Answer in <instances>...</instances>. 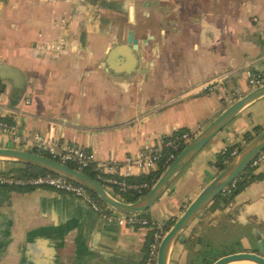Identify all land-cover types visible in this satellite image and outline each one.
<instances>
[{"label":"crops","instance_id":"obj_1","mask_svg":"<svg viewBox=\"0 0 264 264\" xmlns=\"http://www.w3.org/2000/svg\"><path fill=\"white\" fill-rule=\"evenodd\" d=\"M247 69L264 70V0H0V118L97 161H123L179 131L198 134L247 92ZM262 101L194 157L148 216L175 223L220 172L218 154L264 123ZM0 147L27 149L2 133ZM16 166L0 158V171ZM210 228L238 242L236 252L264 255V177L203 211L168 264H191L186 241L210 237ZM150 241V229L106 221L73 195L0 186V264H144Z\"/></svg>","mask_w":264,"mask_h":264},{"label":"built area","instance_id":"obj_2","mask_svg":"<svg viewBox=\"0 0 264 264\" xmlns=\"http://www.w3.org/2000/svg\"><path fill=\"white\" fill-rule=\"evenodd\" d=\"M222 82L223 78H218L209 84H205L203 89H213ZM247 85L249 91L263 86L264 70L254 71L253 69H247ZM1 133L10 136L13 142L25 144L27 147L25 150L51 157L66 164L74 163L77 166L76 169L80 171L95 165V169L98 172V181L117 185L121 191H135L139 195H144L146 190H149L155 183H137L133 182L132 179L157 170L162 160H164V165L167 168L181 151L182 144H188L196 135L190 131H184L183 133L167 137L158 144H145L138 152L127 156L123 161L112 159L97 161L93 151L81 146L63 144L41 134H37L32 138L21 135L17 123L3 118H0ZM241 141L243 142L242 146L248 144L247 139L243 137ZM28 147L31 149L29 150ZM239 152V148L232 150L225 159L224 164L228 165ZM263 165L264 151L254 159L251 166L257 169ZM235 182L236 180L225 188L223 192L230 191L231 186H234ZM6 185L52 188L81 199L106 221L116 222L124 227L150 229L151 241L144 264H157L160 245L168 231L163 222L157 221L150 216H142L140 212L127 214L105 203H100L86 187L57 174H38L28 177L0 174V186ZM186 208L187 206H185Z\"/></svg>","mask_w":264,"mask_h":264},{"label":"water","instance_id":"obj_3","mask_svg":"<svg viewBox=\"0 0 264 264\" xmlns=\"http://www.w3.org/2000/svg\"><path fill=\"white\" fill-rule=\"evenodd\" d=\"M130 41L133 42L134 45L137 43L132 33H130ZM262 97H264V85L246 92L228 105L216 118L188 142L149 191L134 202L120 200L100 181L86 172L80 171L69 164L57 161L45 155L15 147H0V158L11 160L16 163L33 165L66 177L86 187L97 195L103 203L120 212L127 214L145 212L160 200L175 179L208 143L228 126L246 107ZM262 151H264V129L244 146L239 154L201 190L167 231L160 245L157 264H168V258L172 247L180 240L186 229L189 228L203 211L213 204L215 199L223 193L225 188L251 166L254 159ZM236 262L264 264V255L250 251L234 252L219 257L211 264H231Z\"/></svg>","mask_w":264,"mask_h":264},{"label":"trees","instance_id":"obj_4","mask_svg":"<svg viewBox=\"0 0 264 264\" xmlns=\"http://www.w3.org/2000/svg\"><path fill=\"white\" fill-rule=\"evenodd\" d=\"M262 131V128L260 126H257L254 128V131H248L244 135L247 138L248 143L256 137L260 132ZM184 131H179L176 134L183 133ZM187 144H182L180 150H182ZM238 147L241 151L244 146H240L239 144H236L235 146H232L230 148H227L226 151H222L218 154L215 164L219 167V170H223L227 164H224L225 159L229 156L230 152ZM16 163V162H15ZM17 166L11 169L8 172H2L0 171V174H12L17 177H28L32 175H38V174H55L52 172H49L47 170H44L42 168H38L33 165H28L25 163H16ZM70 166L76 168L77 166L74 163H69ZM166 166L164 165V160L161 161L159 164V168L149 174L135 177L132 179L133 182L137 183H144L148 182L150 184L155 183L158 178L161 176V174L165 171ZM87 174L92 176L93 178L98 179V172L95 169V165H91L88 168L84 170ZM264 175L260 173H256V168L253 166L248 167L241 175L236 179L235 185L231 186L230 191L223 192L220 194L213 204L210 206V210H214L217 207L224 206L229 204L237 194H239L241 191H243L250 183L260 180L263 178ZM101 183L117 198L120 200H123L125 202H134L139 200L142 196H144L149 190H146L144 195H139L135 191L129 190V191H121L117 185H113L107 182L101 181ZM93 196L100 202L103 203L97 195L92 193ZM142 216H148V212H140ZM174 224V221L166 224V229L169 230L171 226ZM220 232L217 230L213 231L212 228H210V237H204V236H197L192 235L190 238L186 241L187 248L193 253L192 263L191 264H211L213 261L218 259L221 256L234 253L237 251L238 242H231L227 243L225 241H222L219 239Z\"/></svg>","mask_w":264,"mask_h":264},{"label":"rangeland","instance_id":"obj_5","mask_svg":"<svg viewBox=\"0 0 264 264\" xmlns=\"http://www.w3.org/2000/svg\"><path fill=\"white\" fill-rule=\"evenodd\" d=\"M247 92H249L248 87H247ZM236 94H239V95H236L237 98H235V100L238 99L239 97H241V96L243 95V92L238 90ZM259 106H261L262 111H264V101H262V103H260ZM258 113H259V112H258ZM259 119H261L262 121H264V115L260 116ZM260 127H261L262 130H263V129H264V123H263ZM242 137H243L244 139H247V138L245 137L244 134L241 135V136L239 137V141H238V144H239L240 146L243 145V142L241 141V138H242ZM236 148H238V147H236ZM234 149H235V148H234ZM234 149H233V150H234ZM184 170H185V169H184ZM184 170H183V171H184ZM248 263L252 264L251 262H248Z\"/></svg>","mask_w":264,"mask_h":264},{"label":"bare ground","instance_id":"obj_6","mask_svg":"<svg viewBox=\"0 0 264 264\" xmlns=\"http://www.w3.org/2000/svg\"><path fill=\"white\" fill-rule=\"evenodd\" d=\"M252 263V262H251ZM252 264H255V263H252Z\"/></svg>","mask_w":264,"mask_h":264}]
</instances>
